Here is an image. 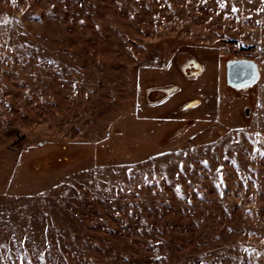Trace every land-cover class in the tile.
Wrapping results in <instances>:
<instances>
[{
	"label": "rangeland",
	"instance_id": "obj_1",
	"mask_svg": "<svg viewBox=\"0 0 264 264\" xmlns=\"http://www.w3.org/2000/svg\"><path fill=\"white\" fill-rule=\"evenodd\" d=\"M0 264H264V0H0Z\"/></svg>",
	"mask_w": 264,
	"mask_h": 264
},
{
	"label": "flooded vegetation",
	"instance_id": "obj_2",
	"mask_svg": "<svg viewBox=\"0 0 264 264\" xmlns=\"http://www.w3.org/2000/svg\"><path fill=\"white\" fill-rule=\"evenodd\" d=\"M255 67H257L259 73L257 64L247 58H237L229 61L226 67L228 84L239 89L253 86L255 83H251L253 79L251 75Z\"/></svg>",
	"mask_w": 264,
	"mask_h": 264
},
{
	"label": "water",
	"instance_id": "obj_3",
	"mask_svg": "<svg viewBox=\"0 0 264 264\" xmlns=\"http://www.w3.org/2000/svg\"><path fill=\"white\" fill-rule=\"evenodd\" d=\"M253 75V76H252ZM252 75L251 77L253 78L251 83L254 84L257 82L258 78H259V73H258V70H257V67H255L254 71L252 72Z\"/></svg>",
	"mask_w": 264,
	"mask_h": 264
}]
</instances>
